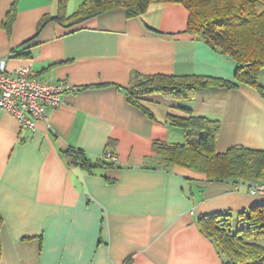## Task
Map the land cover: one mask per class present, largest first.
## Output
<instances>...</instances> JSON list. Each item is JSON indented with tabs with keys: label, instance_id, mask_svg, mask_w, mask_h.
I'll use <instances>...</instances> for the list:
<instances>
[{
	"label": "crops",
	"instance_id": "1",
	"mask_svg": "<svg viewBox=\"0 0 264 264\" xmlns=\"http://www.w3.org/2000/svg\"><path fill=\"white\" fill-rule=\"evenodd\" d=\"M67 5L65 17L77 11ZM58 11L57 0H0L6 71L30 66L39 81L77 88L34 131L0 109V264H223L199 217L236 215L264 205V196L164 168L152 145L184 142L166 117L190 113L219 122L217 153L264 151V97L239 84L199 91L190 102L154 94L134 105L133 78L231 81L235 66L186 32L180 4H151L135 18L114 8L70 28L52 20L37 32L38 22ZM258 84L264 89V68ZM69 149L93 163L110 152L115 162L86 170L71 163Z\"/></svg>",
	"mask_w": 264,
	"mask_h": 264
},
{
	"label": "trees",
	"instance_id": "2",
	"mask_svg": "<svg viewBox=\"0 0 264 264\" xmlns=\"http://www.w3.org/2000/svg\"><path fill=\"white\" fill-rule=\"evenodd\" d=\"M57 1V16L42 18L37 32L52 20L70 28L114 8H122L127 17L135 18L144 14L151 4H180L188 12L186 32L230 59L235 66L231 81L197 75L133 78L128 98L134 105L141 106L144 97L154 94L190 102L199 91L231 90L239 84L257 90L264 97V89L258 84V73L264 68V0H83L69 17L64 14L68 0ZM140 108L151 116L147 109ZM166 123L181 129L185 140L179 144L153 143L152 152L164 168L178 166L203 173L212 181L247 184L264 179V151L233 146L224 153L216 152L217 120L189 113L187 117L167 115ZM193 134L199 135L196 141L190 140ZM106 153L110 152H105L93 163L82 151H66L72 164L86 170L109 161ZM109 164L114 165L111 161ZM236 215L238 227L234 231L231 229L232 214L228 212L201 216L198 227L210 238L223 264H264V246L259 242L264 240V205L242 210Z\"/></svg>",
	"mask_w": 264,
	"mask_h": 264
},
{
	"label": "built area",
	"instance_id": "3",
	"mask_svg": "<svg viewBox=\"0 0 264 264\" xmlns=\"http://www.w3.org/2000/svg\"><path fill=\"white\" fill-rule=\"evenodd\" d=\"M76 91L77 88L64 83L39 81L30 66L7 72L5 60L0 59V109L12 115L28 131H34L38 122H47L48 110L61 104L64 93ZM105 157L115 162L110 153ZM242 186L249 194L264 196V182L239 184L237 188Z\"/></svg>",
	"mask_w": 264,
	"mask_h": 264
},
{
	"label": "rangeland",
	"instance_id": "4",
	"mask_svg": "<svg viewBox=\"0 0 264 264\" xmlns=\"http://www.w3.org/2000/svg\"><path fill=\"white\" fill-rule=\"evenodd\" d=\"M81 2V0H68V11L70 12L73 8L77 9L78 4ZM256 181L254 182H264V179H255ZM251 182V183H254ZM239 184H243L241 181L236 182V186ZM245 185V184H244ZM237 215H232V220H231V229L234 231L237 229ZM260 244L264 246V240H259Z\"/></svg>",
	"mask_w": 264,
	"mask_h": 264
}]
</instances>
